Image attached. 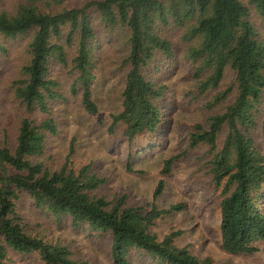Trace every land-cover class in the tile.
Wrapping results in <instances>:
<instances>
[{"label":"trees","instance_id":"1","mask_svg":"<svg viewBox=\"0 0 264 264\" xmlns=\"http://www.w3.org/2000/svg\"><path fill=\"white\" fill-rule=\"evenodd\" d=\"M73 0H24L16 11L0 13V34L16 39L31 33L28 61L15 82L16 96L28 109L49 113L50 103L65 99L61 84L53 76L54 65L67 66L78 77L72 94L81 93V102L89 114L99 107L93 89L97 80L96 19L110 34L124 39L128 66L119 113L113 115L111 132L119 124L130 146L145 134H155L165 121L162 100L167 86L150 80L145 70L158 53L174 54L166 31L181 32L190 44L187 56L198 65L199 90L217 89L227 75L233 83L218 92L211 107L220 106L234 94L222 113L209 117L208 127L197 124L191 135L192 147L207 145L213 153L210 161L213 184L221 189L220 233L224 250L231 254H254L256 243L264 241V154L254 132L260 127L264 136V36L253 14L262 20L264 0H91L83 6ZM70 3L73 5H70ZM8 51L0 41V55ZM227 130L223 143L219 138ZM58 132L54 119L37 122L24 118L15 150L0 144V264H9V252L39 253L43 264H92L77 261L68 246L50 242L29 232L16 211L21 192H28L37 206L48 210L57 220L69 217L75 229L111 235L113 264H132L130 253L148 255L151 264H216L210 257L200 258L176 239L182 231L160 238L153 233L157 220L181 211L183 204L160 208L156 200L166 184L161 179L149 210L126 204V196L109 200L94 196L106 178L87 164L77 167L72 160L74 146L63 165L56 170L33 158L44 154L47 134ZM177 156L167 159L162 175L171 172ZM128 169H131L130 163Z\"/></svg>","mask_w":264,"mask_h":264},{"label":"rangeland","instance_id":"2","mask_svg":"<svg viewBox=\"0 0 264 264\" xmlns=\"http://www.w3.org/2000/svg\"><path fill=\"white\" fill-rule=\"evenodd\" d=\"M24 0H0L1 12H15ZM91 0H73L83 6ZM70 3V5H72ZM72 5V6H73ZM254 21L264 36L262 20L254 13ZM97 26V80L93 89L99 112L89 114L81 102V93L72 94L71 86L78 77L72 69V55L67 66L54 65L53 76L60 82L65 99L50 103L49 113L28 109L16 96L15 82L21 77V69L28 61V42L31 33L16 39H5L8 51L0 55V144L15 150L21 122L30 118L42 122L52 118L57 125L56 134H47L43 155L33 158L44 162L52 170L59 169L74 146L72 160L77 167L91 165L96 174L106 178L94 196L109 200L126 196V204L149 210L158 182L165 180V190L156 200L160 208L183 204L181 211L166 215L152 226L160 238L173 231H182L176 239L179 246H188L200 258L210 257L216 264H264V241H258L254 254H231L224 250L220 233L221 189L213 184L210 161L213 153L207 145L192 147L191 135L197 124L208 127L209 117L222 113L234 100V94L220 106L211 107L214 96L233 83L230 72L217 89L201 93L200 79L196 75L198 65L188 56L190 44L181 39L180 30L169 28L166 33L173 42L174 54L158 53L145 70L146 76L159 85H166L162 100L165 121L155 134L137 138L132 146L124 136V128L118 125L111 132L113 115L121 110L122 92L128 66L122 62L127 54L124 39L110 34L105 25L96 19ZM264 116V105L261 106ZM225 129L219 138L221 145L226 137ZM257 145L264 154V136L259 127L254 132ZM177 156L168 175L161 171L167 159ZM131 169H128V166ZM19 220L33 234H40L50 242H60L69 247L77 261L92 264H113L112 239L109 233L91 230L88 226L75 229L69 217L57 220L48 210L36 205L28 192H21L16 201ZM132 264H151L148 255L132 250ZM9 264H43L39 253L20 254L9 252Z\"/></svg>","mask_w":264,"mask_h":264}]
</instances>
